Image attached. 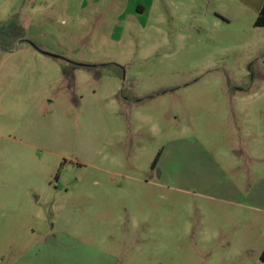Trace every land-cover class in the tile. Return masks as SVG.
Here are the masks:
<instances>
[{
	"label": "rangeland",
	"instance_id": "374dc122",
	"mask_svg": "<svg viewBox=\"0 0 264 264\" xmlns=\"http://www.w3.org/2000/svg\"><path fill=\"white\" fill-rule=\"evenodd\" d=\"M139 1L0 0V264H264L259 0Z\"/></svg>",
	"mask_w": 264,
	"mask_h": 264
},
{
	"label": "trees",
	"instance_id": "16d2710c",
	"mask_svg": "<svg viewBox=\"0 0 264 264\" xmlns=\"http://www.w3.org/2000/svg\"><path fill=\"white\" fill-rule=\"evenodd\" d=\"M254 24L255 26H264V3L260 8ZM24 40H27V30L21 21L19 12L13 14L7 21H0V54L2 52L12 51L19 42ZM36 47L39 48L37 45ZM76 65L90 68V65L86 64ZM158 158L159 155L155 159L153 166L157 164ZM260 259L264 262V249L260 255Z\"/></svg>",
	"mask_w": 264,
	"mask_h": 264
},
{
	"label": "crops",
	"instance_id": "0c3cea01",
	"mask_svg": "<svg viewBox=\"0 0 264 264\" xmlns=\"http://www.w3.org/2000/svg\"><path fill=\"white\" fill-rule=\"evenodd\" d=\"M140 1L137 2V4H136V7H137L136 10L141 15V14H144L147 11L148 5L145 4V3H143L142 1L141 2ZM263 3H264V0H259V2H258L259 11H260V8L262 7ZM155 7H156L155 3H154V5H150V8L152 10H154ZM2 104H4V103L1 102L0 105H2ZM6 104H8V102H6ZM4 138H7L8 139V137H4ZM8 142H9L8 140H6L5 142H3L2 148L0 149V157H1V154H2L3 149L6 148V147H8Z\"/></svg>",
	"mask_w": 264,
	"mask_h": 264
},
{
	"label": "water",
	"instance_id": "95a60500",
	"mask_svg": "<svg viewBox=\"0 0 264 264\" xmlns=\"http://www.w3.org/2000/svg\"><path fill=\"white\" fill-rule=\"evenodd\" d=\"M53 56H55V55H53Z\"/></svg>",
	"mask_w": 264,
	"mask_h": 264
}]
</instances>
